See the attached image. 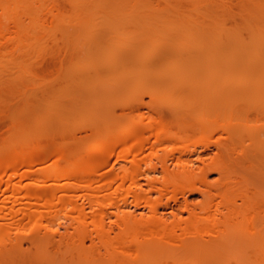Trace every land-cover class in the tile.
I'll list each match as a JSON object with an SVG mask.
<instances>
[{
  "label": "bare ground",
  "instance_id": "1",
  "mask_svg": "<svg viewBox=\"0 0 264 264\" xmlns=\"http://www.w3.org/2000/svg\"><path fill=\"white\" fill-rule=\"evenodd\" d=\"M49 19L78 31V49L98 50L104 34L106 46L110 30L128 37L121 29L132 23L163 25L153 32L168 40L174 28L190 33L186 43L178 35L152 47L153 32L137 26L128 38L146 36L153 52L139 42L136 61L137 43L109 39L108 54L99 50L105 64L93 55L103 82L87 57L92 46L83 47L80 66L94 62V75L79 68L85 96H69L101 121L81 127L70 110L63 143L23 133L0 147V264H264V0H0V50L31 45ZM15 63L0 58V87L17 80ZM159 88L164 99L144 92ZM150 107L156 115L146 120Z\"/></svg>",
  "mask_w": 264,
  "mask_h": 264
},
{
  "label": "rangeland",
  "instance_id": "2",
  "mask_svg": "<svg viewBox=\"0 0 264 264\" xmlns=\"http://www.w3.org/2000/svg\"><path fill=\"white\" fill-rule=\"evenodd\" d=\"M68 8V7H67ZM134 21H138V19H133ZM49 22V31H47V33L45 32V33H42V34H40L38 37V40H36L34 43H32L31 45H28V46H21V48H17V46H15V47H8V48H3L2 50H0V58H2L3 60H13V59H16V61H17V63H15L13 66H12V72H13V77H15L17 80L15 81V80H10V81H7L6 83H4L1 87H0V147H4V146H8V145H10V144H14V143H16V141L18 142L19 141V139L23 136V133H26V134H28V135H32L36 140H41V141H45L46 139H49L48 137H55V139L57 140V141H59L60 142V144L61 143H63V141H64V136L65 135H67V134H69V132L68 133H64V135H62V132H61V128H62V131H64V126H62L63 124H62V120H66L67 122H70V119H72V117H76V119H77V117H80L79 119H81L82 121H81V123L79 122L80 120H76V119H74L75 120V122L76 123H79L80 125H81V127H84L82 124H83V122H84V120H86L84 123H86L87 124V120H89L90 122H88V124L86 125V126H89V124H91V123H93V121L95 120V115H96V113H95V115L94 114H92V113H88L89 111H87L86 113L88 114V116H89V118L88 117H86L87 116V114L85 113V111L87 110V107H86V110H85V106H86V104H84L83 105V103H81L82 105H83V107H84V110L83 109H81L80 108V104H79V106H76V102H77V99L79 100V96H80V94H77V96L75 95L76 93H75V91L77 90V88L78 89H81L82 91L84 90V88L82 87V83H84V80L82 81V79L84 78V75H83V73H81V75H80V72L81 71H83L84 69H86V67L85 66H80L82 63L84 64V61H85V59H87L86 58V53L87 52H89V55L87 56L88 57V59H89V61L90 60H92V61H94V62H98V64H95L94 65V62H92L93 63V65L95 66L94 68H93V70L96 68L97 70H95L94 72L96 73L98 70H99V72H100V75H103V73H106V72H103V71H101L100 69H99V67L101 66L100 64H99V62H100V59L99 58H101V60H102V62H103V64H105L104 63V59H105V57H106V55L108 54H106V51H108L109 52V46H112L113 44H115L114 42H111L109 39H113V37H112V32L114 31H112V30H110V35L109 34H107V37H108V35L110 36V38L108 39V41L110 42V44L111 43H113L112 45H110L109 44V42L107 43H105V45L107 46H104V45H102V44H104L103 43V39L105 40V41H107L104 37H105V34H104V36L102 37V39H100L97 35H98V33H99V28L98 29H95V30H97V35H96V37H98V38H96V37H93V41H94V38H96V42H97V40L99 39V42H98V44H99V46L101 47V46H104V48H106V50H104V48L102 49V50H104L103 52L106 54L105 55V57L103 56L104 55V53H102V51H99L101 48L99 47V49L98 50H96V48L98 47L97 45L94 47V46H92L90 43V45L92 46L91 47V50H94V52L93 51H88L87 50V52L85 53L84 52V50L85 49H83V51H81L82 50V48L83 47H85L86 49H88L89 47V44L87 43V42H89V40L86 42L87 43V47L85 46L86 44H85V42H84V46H81L82 48L81 49H78L77 48V43H78V40H79V38H83V37H79L80 35H78V31H77V33L75 32V30H73V29H75V28H73V27H69V26H66V25H64V24H62V23H58V22H54V19H49L48 20ZM133 25H128V27H127V29H121V30H126V32L127 31H130V32H137L138 31V33H139V29H141L140 27H142L143 25V31L141 30V34H142V32H144V31H147V30H145V26L147 25H145L144 23L142 24V26H140V24L139 25H137V24H135L134 25V23H132ZM88 25H90V24H88ZM149 25V24H148ZM147 25V28L148 27H150L151 28V26H148ZM160 24H158L157 26H159ZM162 25V24H161ZM86 26V25H85ZM84 26V27H85ZM131 27V29H130V27ZM132 26H133V28H132ZM137 26H140L139 28L137 27ZM163 26V25H162ZM161 26V28H163ZM169 26H171V25H169ZM169 26H167V28L169 27ZM68 27V28H67ZM76 28H80L81 26H75ZM90 28L92 27V29L91 30H93V25H90L89 26ZM109 27V28H108ZM122 27H123V25H122ZM126 27H124V28H126ZM135 27V28H134ZM155 26H153V28L150 30H148V33H149V31H152L153 32V30H155V28H156V30H157V28H160V27H155ZM164 27H166V25H164ZM70 28V29H69ZM73 28V29H72ZM83 27H81V29H82ZM85 28H88L87 26L85 27ZM95 28H97V27H95ZM103 28V27H102ZM108 30L110 29V26H107L106 27ZM112 28H113V26H112ZM118 28V30H119V28H121V27H116V29ZM137 28V29H136ZM160 28V29H161ZM167 28H165V29H167ZM170 28V27H169ZM114 29V28H113ZM132 29H133V31H132ZM171 30H172V28H170ZM169 29V30H170ZM175 29V28H174ZM172 30L173 31V34L175 35V39H174V36H172V37H170V39L168 40V37L167 38H165V37H162L161 35L159 36V34H158V32L157 31H155V33H157V35H155V33L153 34V33H151L152 34V37L155 39V38H158V39H161V37H162V41H161V43L164 41V39H166L165 40V42L166 41H169L170 43H172L170 40H172V39H174L175 41H177V37H178V35H179V37H178V43H181V42H183L184 40H186L187 41V38L188 37H186V36H184L183 37V35L185 34V33H187L189 30L187 29V31H186V29L185 28H182V29H179V28H177L176 30V32H175V30ZM178 29L180 30L179 32H180V34H178L179 32H178ZM79 30V29H78ZM83 30V29H82ZM85 30V29H84ZM89 30V29H88ZM87 30V31H88ZM91 30H89L88 32H86V33H84V32H81V31H79V34L80 33H82V34H85V35H83L84 37L86 36L87 37V34H89V32L91 31ZM94 30V31H95ZM103 30H105V27H104V29H102V31ZM120 30V31H121ZM183 30H185L186 32H184L183 33ZM94 31H91V32H94ZM101 31V32H102ZM162 31H164V28H163V30ZM116 32H118L119 33V31H116ZM122 32V31H121ZM120 32V33H121ZM126 32H122V35L124 34V33H126ZM129 32V35L131 34ZM169 32V31H168ZM171 32V31H170ZM105 33H108L107 32V30L105 31ZM115 33V32H114ZM113 33V34H114ZM118 33H117V35H118ZM135 33H132L133 34V37L134 36H136V34ZM145 34H146V32H144ZM143 33V34H144ZM161 34L163 33H165V32H160ZM176 33V34H175ZM189 33H190V31H189ZM81 34V35H82ZM94 34V33H93ZM92 34V35H93ZM96 34V33H95ZM135 34V35H134ZM142 34V35H143ZM172 33H170V35H171ZM172 34V35H173ZM89 35H91V33L89 34ZM121 34H119L118 36H119V38H116V37H114V38H116V40H118L119 39V41H121V43H123V44H120V45H124V42L126 41V39L125 38H127L128 39V41H129V43H130V41H132V43H134V44H136V51H135V54H137V55H135L133 58H134V61H136V60H138V59H136V56H139L138 54H139V52H141L142 51V49H143V51H146L147 52V50L148 49H144L143 47H146L147 45H145L144 46V43H145V41H146V43H148L149 41H148V39L149 40H151L150 41V43H151V46L153 47V44H156L155 43V41H158V40H154V39H152V37L148 34V36L147 37H149L150 36V38H148V39H146V36H144L145 37V39H142V36H140V38H139V36L137 37V40H135V39H129V38H131L129 35H128V37L126 36H124V37H122V36H120ZM138 35V34H137ZM169 35V34H168ZM99 36H100V34H99ZM102 36V35H101ZM100 36V37H101ZM114 36H116V34L114 35ZM117 36V37H118ZM156 36V37H155ZM159 36V37H158ZM163 36H167V34H164ZM189 37H190V35H188ZM120 37L122 38V39H120ZM135 37V38H136ZM143 37V38H144ZM88 38L89 39H91V37L90 36H88ZM172 38V39H171ZM183 38H185L184 40H182ZM81 39H80V41H81ZM181 39V40H180ZM189 39V38H188ZM102 42H101V41ZM113 40H115V39H113ZM115 40V41H116ZM122 40H125L124 42L122 41ZM142 40H144L143 42L144 43H141L142 42ZM174 40H172V41H174ZM84 41V40H83ZM91 41V40H90ZM93 41H92V43H93ZM104 41V42H105ZM127 41V42H128ZM154 41V43L152 44V42ZM160 41V40H159ZM179 41H181V42H179ZM82 42V41H81ZM95 42V43H96ZM127 42H125V44H127ZM139 42H140V44H143V46L141 45H139ZM185 42V41H184ZM188 42V41H187ZM116 43H117V41H116ZM158 44H159V42H157ZM161 43L159 44L160 45V47L162 46L161 45ZM176 43V42H175ZM174 42L172 43L173 45L175 44ZM177 43V44H178ZM186 43V42H185ZM94 44V43H93ZM97 44V43H96ZM108 44H109V46H108ZM118 44V45H119ZM158 44L156 45V48H157V46H158ZM162 44H164V42L162 43ZM176 44V45H177ZM79 45H81V43L79 44ZM78 45V46H79ZM95 45V44H94ZM119 45V46H120ZM140 46V47H142V49L140 50V48L139 47H137V46ZM178 45H180V44H178ZM155 46V45H154ZM80 48V47H79ZM93 48V49H92ZM95 48V49H94ZM108 48V49H107ZM112 48V47H111ZM111 48H110V50H111ZM159 48V47H158ZM157 48V49H158ZM162 48V47H161ZM114 49V48H113ZM112 49V50H113ZM115 49H117V53H118V48H117V46H116V48ZM138 49V50H137ZM152 49L153 48H151L150 46H149V50H148V54H149V56H151L150 55V52H153L152 51ZM156 49V50H157ZM99 53V56H100V54H103L102 55V57L104 58H102L101 56L99 57L98 56V54H97V52ZM111 50V51H112ZM140 50V51H139ZM80 51H81V53L82 54H85V58L83 59V56H82V54L80 53ZM86 51V50H85ZM111 51H110V54H111ZM115 51V50H114ZM138 51V52H137ZM161 51V50H160ZM160 51H157V52H155V56H158V53L160 54L161 52ZM84 52V53H83ZM96 52V53H95ZM113 52V51H112ZM116 52V51H115ZM114 52V53H115ZM92 53V54H91ZM117 53H115V54H117ZM144 53V52H143ZM143 53H140V58H139V61L141 60V57H142V55H143ZM95 54V57H99V58H95L93 55ZM97 54V55H96ZM109 54V56H108V58H107V61L108 60H113L115 57H116V55L114 56V54L112 55V56H114L113 58H111L112 56ZM91 55H92V57H91ZM89 56H90V58H89ZM152 56H154L153 55V53H152ZM94 57V59H92ZM147 57V56H146ZM146 57H143V59L144 58H146ZM171 57V56H170ZM96 59V60H95ZM142 59V60H143ZM147 59V58H146ZM162 59H164V58H161L159 61H161ZM166 59H167V57H166ZM166 59H164V60H166ZM170 59V58H169ZM173 59V60H172ZM172 59H170V61H168V62H170V63H168V64H171V61H174L175 59H176V57L174 56ZM145 60V59H144ZM163 61V60H162ZM161 61V62H162ZM87 62V61H86ZM85 62V63H86ZM102 62H101V64H102ZM90 63V62H89ZM91 63V64H92ZM130 64L132 63V65L134 66V67H139L138 65H137V62L135 63H133V60L131 59V62H129ZM163 63V62H162ZM175 63V62H174ZM82 64V65H83ZM130 64H128V65H130ZM93 65H91V66H93ZM97 65V66H96ZM128 65H126V66H128ZM132 65H130L131 67H133ZM140 65V64H139ZM165 65V61H164V63H163V66ZM88 66H89V64H88ZM90 66V67H91ZM125 66V69L127 70V69H129V68H127ZM166 67L168 66L167 65V62H166V65H165ZM170 66V65H169ZM84 67V69H82L81 71H80V69L79 68H83ZM90 67H89V69H86L87 71H89L90 70ZM133 67V68H134ZM141 68L142 67H144V65H142V66H140ZM161 67V66H160ZM160 67H156L157 69H159ZM163 68V67H162ZM124 69V70H125ZM138 69H140V68H138ZM161 69V68H160ZM159 69V71H162V70H160ZM164 69H165V67H164ZM122 71V72H125V71ZM130 70H131V68H130ZM129 70V71H130ZM142 70V69H141ZM91 71V70H90ZM89 71V73H91ZM121 71V70H120ZM128 71V70H127ZM134 71H138L137 69H134ZM140 71V70H139ZM99 72H97L95 75H94V73H91L90 74V76L91 75H94V76H96L97 74H98V77L100 78V79H105V78H103V77H105V75H103L102 77L99 75ZM103 72V73H102ZM108 72V71H107ZM117 72V71H116ZM116 72H114L115 74H116ZM119 72V71H118ZM153 72H154V70H153ZM156 72V71H155ZM158 72V71H157ZM88 73V72H87ZM86 73V74H87ZM121 73V72H120ZM109 74V73H108ZM115 74H113V75H115ZM83 75V76H82ZM88 75V74H87ZM111 75H112V72H111ZM110 74L109 75H107L108 77L109 76H111ZM80 76H82V77H80ZM89 75H88V77H90ZM94 76L93 77H90V78H87V76H85L86 78H87V81L89 80V79H92V78H94ZM118 76H120V74H117V77ZM108 77H106V78H108ZM79 78H80V80L82 81V83H80V81H79ZM85 78V79H86ZM98 78V79H99ZM114 78H116V77H114L113 76V78L112 79H114ZM97 79V80H98ZM112 79H110V80H112ZM118 79V78H117ZM96 79H95V82L97 81ZM107 79H105V80H102V82L103 81H106ZM109 80V79H108ZM107 80V81H108ZM116 80V79H115ZM86 81V80H85ZM90 81V80H89ZM77 82H78V84L80 83V85L78 86H76V84H77ZM100 83V82H99ZM137 83V82H136ZM136 86V85H135ZM159 87V86H158ZM136 88V87H135ZM142 88V87H141ZM140 88V89H141ZM146 88V87H145ZM161 88H164V87H161ZM130 89H132V88H130ZM144 89V88H143ZM143 89H141V91H143ZM154 89H155V87H154ZM139 90V89H138ZM149 90V89H145L144 90V92H146V95L149 97V98H151V96H153L154 98H160V93L162 94V93H164V91H165V89H163V91H161L160 90V88H159V90L158 91H160L159 92V94L157 93V96L155 95V93H153V95H149L148 93H147V91ZM152 90V89H151ZM153 91H155V90H153ZM153 91H151V92H153ZM77 93H82V92H80V90H79V92H78V90L76 91ZM84 92V94L86 93V91H83ZM128 93H129V91H127ZM131 92V91H130ZM134 92V91H133ZM149 92V91H148ZM169 92V91H168ZM168 92H167V94H168ZM74 93V97H73V99L76 97L77 99L76 100H74L75 102L73 103V99H72V94ZM132 93V92H131ZM143 93V92H142ZM166 93V92H165ZM83 94V93H82ZM82 94H81V96H82ZM83 94V95H84ZM125 94V93H124ZM134 94V93H133ZM133 94H131V95H133ZM69 95H71V96H69ZM143 95V94H142ZM164 95H166V94H164ZM163 95V96H164ZM69 96V98H67ZM85 96V95H84ZM121 97H122V95H120ZM120 96H118L119 98H120ZM125 97H129L130 96V94L128 95V96H126V95H124ZM147 96H145V93H144V97H145V99H147V100H150V99H148V97ZM170 96V95H169ZM168 96V97H169ZM71 97V98H70ZM165 97H167V96H165ZM82 98V97H81ZM161 98H163V97H161ZM160 98V99H161ZM66 99H71L72 100V102L71 103H73L74 104V107L72 106L73 104H69V105H71L73 108H69V107H71V106H68V108H69V110H68V108H67V110H66V107H67V103L66 102H70V100H68V101H66ZM115 99H117V98H115ZM128 99V98H127ZM130 99V98H129ZM164 99V98H163ZM146 100V101H147ZM115 101H120L119 99L118 100H115ZM122 101L123 102H126V101H124L123 100V98H122ZM121 101V102H122ZM79 102H81V101H79ZM79 102H77V103H79ZM116 104H117V102H116ZM66 107H65V106ZM81 105V106H82ZM117 105H119V103L117 104ZM76 106V107H75ZM88 106H91V105H89L88 104ZM92 107H94L93 105H92ZM120 107V106H119ZM153 107V106H152ZM152 107H150L149 109L148 108H146V109H148V110H144V112H143V110H142V112H143V114H142V118H146V120L147 119H152V116L156 113V109L154 108V111L153 112H155L154 114L150 111V110H153L152 109ZM64 108H65V111H67V112H71L70 110H73L72 111V113H73V115L70 113V115H72V116H70L69 114H67V112H65L64 111ZM88 108H90L91 109V107H88ZM117 109V108H116ZM120 108H118V110H119ZM92 110H94L95 112H96V109L94 108H92ZM91 110V111H92ZM118 110H116V111H118ZM122 110V109H121ZM118 111V113H120V112H122V111ZM84 111V112H83ZM65 112V113H64ZM141 112V113H142ZM85 113V114H84ZM80 114H82L81 116H79ZM121 114V113H120ZM65 115V116H64ZM94 116V118H93V116ZM156 115V114H155ZM66 116H67V118L69 119H67L66 118ZM85 116V117H84ZM100 116V115H99ZM92 118V120H90L91 118ZM66 118V119H65ZM97 118V121H99L100 119H101V116H100V119L98 120V116L96 117ZM65 121V123H67ZM78 121V122H77ZM92 121V122H91ZM101 121V120H100ZM103 121V120H102ZM72 123L74 122L73 120L71 121ZM75 122L73 123V126H78V124L76 125L75 124ZM96 122V121H95ZM64 123V122H63ZM64 123V125H65V128H67L68 126H66V124ZM97 124H98V122H96ZM95 123V124H96ZM71 124V123H70ZM69 124V125H70ZM75 124V125H74ZM94 124V123H93ZM72 125V124H71ZM70 125V126H71ZM79 125V126H80ZM73 126H71L72 128H74ZM81 127H79V128H81ZM71 128V129H72ZM69 129H70V127H69ZM78 129V128H77ZM84 130V129H83ZM83 130H81L82 131V133H83ZM66 131V130H65ZM64 131V132H65ZM67 131H69L68 130V128H67ZM71 131V130H70ZM72 131H75V128H74V130H72ZM71 131V132H72ZM80 131V132H81ZM74 133V132H73ZM76 133L78 134V135H80L79 134V131H76ZM71 134V133H70ZM75 134V133H74ZM73 134V135H74ZM73 135H72V137H73ZM76 135V134H75ZM74 135V136H75ZM71 137V139H70V141H72V139L74 138H72ZM67 137H65V139H66ZM68 138H70V137H68ZM197 138H199L198 136L196 137V138H193V140L192 141H194V140H196ZM66 140H68V139H66ZM65 140V141H66ZM177 141V143L175 144L179 149H177L178 151H180V148L182 147V142H184L185 143V141H181V139H180V141L179 140H176ZM192 141H190L191 143H192ZM58 142V143H59ZM69 142V141H68ZM71 143V142H70ZM184 146V145H183ZM51 161H49L48 163H50ZM215 177L216 176H218V175H214ZM199 196V195H198ZM197 196V194H194V196L192 195V197H194V198H192V199H196L195 201H197V199H199V197Z\"/></svg>",
  "mask_w": 264,
  "mask_h": 264
}]
</instances>
